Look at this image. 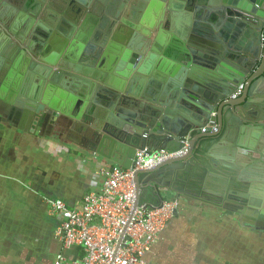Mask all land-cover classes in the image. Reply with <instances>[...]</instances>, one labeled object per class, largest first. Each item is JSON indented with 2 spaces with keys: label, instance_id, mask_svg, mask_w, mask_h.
<instances>
[{
  "label": "water",
  "instance_id": "1",
  "mask_svg": "<svg viewBox=\"0 0 264 264\" xmlns=\"http://www.w3.org/2000/svg\"><path fill=\"white\" fill-rule=\"evenodd\" d=\"M8 1L0 22L13 33ZM32 1V46L0 55V106L17 110L20 130L52 137L83 123L89 150L125 170L138 150L187 145L185 157L135 175L138 204L170 192L264 228L263 156L252 158L250 141L264 138V0H51L43 18ZM28 52L37 58L26 68ZM38 78L46 88L34 91Z\"/></svg>",
  "mask_w": 264,
  "mask_h": 264
},
{
  "label": "crops",
  "instance_id": "2",
  "mask_svg": "<svg viewBox=\"0 0 264 264\" xmlns=\"http://www.w3.org/2000/svg\"><path fill=\"white\" fill-rule=\"evenodd\" d=\"M181 15L180 10L175 14L182 23ZM6 40L11 38L1 30L0 51ZM28 82L34 91L46 88L40 78ZM5 113L0 106V264H53L61 251L55 236L59 221L48 214L45 198H61L69 208H78L86 195L99 192L98 170L117 166L89 150L83 123L69 120L52 137H41L19 129L17 110ZM259 139H250L260 147L252 158L261 153L264 167V138ZM226 146L231 145L218 148ZM249 158L250 152L240 157L245 165L251 164ZM160 197L180 199L182 205L147 253L148 264H264V228L218 206L170 192ZM157 199L142 202L158 204ZM63 253L75 258L82 251L71 247Z\"/></svg>",
  "mask_w": 264,
  "mask_h": 264
},
{
  "label": "built area",
  "instance_id": "3",
  "mask_svg": "<svg viewBox=\"0 0 264 264\" xmlns=\"http://www.w3.org/2000/svg\"><path fill=\"white\" fill-rule=\"evenodd\" d=\"M243 90L244 85H240L230 99L236 100ZM215 129V122L210 121L202 132ZM187 153V145L177 152L143 149L136 152L128 170L99 169V192L86 195L78 208H69L61 198H45L48 214L59 221L55 236L61 251L53 264H148L147 253L182 203L180 199H168L158 204H138L135 175L183 158ZM71 247L80 248L81 256H65L63 250Z\"/></svg>",
  "mask_w": 264,
  "mask_h": 264
},
{
  "label": "flooded vegetation",
  "instance_id": "4",
  "mask_svg": "<svg viewBox=\"0 0 264 264\" xmlns=\"http://www.w3.org/2000/svg\"><path fill=\"white\" fill-rule=\"evenodd\" d=\"M37 1V0H36ZM50 1L51 0H41L40 4L42 6L41 11L39 13H36V16H38L39 18H43L45 16V9H47V7L50 6ZM8 3L12 6V8L14 9V14H12L11 16V22L14 21V19H18L19 21V25L17 26V28L14 30L13 33H10V27L11 25H8L5 21L4 22H0V31L2 30V32L8 36L9 38H11V41H7L3 43V47L0 51V55L4 58V61L6 63L7 61V56H6V52L8 53V55L13 54L11 51L14 50L13 48L17 49V52H15V55H19L18 49L21 48H26L28 46H32V40L34 39V35L32 33H28V29H27V23H26V19L24 18L25 16L28 17L29 15V10L30 8L34 9L36 7V3L32 0H14V2H9ZM1 8V7H0ZM91 13L90 9H87V13ZM85 14V13H84ZM82 23V19L79 21ZM39 29V28H38ZM40 30V29H39ZM18 47V48H17ZM38 48V47H36ZM37 57H34L33 54H30V52H28V54L24 53L23 54V65L27 68V66H29L31 63H33V61L36 59Z\"/></svg>",
  "mask_w": 264,
  "mask_h": 264
},
{
  "label": "rangeland",
  "instance_id": "5",
  "mask_svg": "<svg viewBox=\"0 0 264 264\" xmlns=\"http://www.w3.org/2000/svg\"><path fill=\"white\" fill-rule=\"evenodd\" d=\"M181 203H182V201H181Z\"/></svg>",
  "mask_w": 264,
  "mask_h": 264
}]
</instances>
